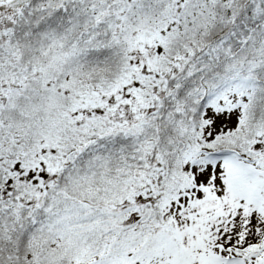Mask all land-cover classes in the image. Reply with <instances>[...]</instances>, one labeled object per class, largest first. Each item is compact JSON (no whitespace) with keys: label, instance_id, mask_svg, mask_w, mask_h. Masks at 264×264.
<instances>
[{"label":"snow or ice","instance_id":"1","mask_svg":"<svg viewBox=\"0 0 264 264\" xmlns=\"http://www.w3.org/2000/svg\"><path fill=\"white\" fill-rule=\"evenodd\" d=\"M0 264H264V0H0Z\"/></svg>","mask_w":264,"mask_h":264}]
</instances>
